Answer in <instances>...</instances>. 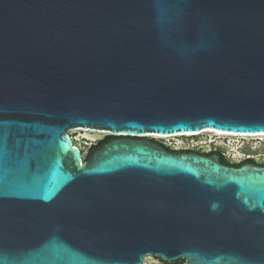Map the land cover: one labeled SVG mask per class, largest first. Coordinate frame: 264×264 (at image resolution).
Here are the masks:
<instances>
[{
	"label": "water",
	"instance_id": "obj_1",
	"mask_svg": "<svg viewBox=\"0 0 264 264\" xmlns=\"http://www.w3.org/2000/svg\"><path fill=\"white\" fill-rule=\"evenodd\" d=\"M205 129L264 133V0H0V264H264V163L146 139Z\"/></svg>",
	"mask_w": 264,
	"mask_h": 264
},
{
	"label": "rangeland",
	"instance_id": "obj_2",
	"mask_svg": "<svg viewBox=\"0 0 264 264\" xmlns=\"http://www.w3.org/2000/svg\"><path fill=\"white\" fill-rule=\"evenodd\" d=\"M84 132L85 131H77L76 130V131L72 132L73 134L71 133V136L73 137V139H75L73 141L82 149L83 153L86 154L88 148L91 146V144H90L91 141L88 140L87 138L83 137ZM104 136L105 135L103 134L102 137L98 138L94 142H97L98 140H101ZM213 138H215V136ZM209 139H212V137H210V135H208V134H202V135H199V136L195 135V136H191V137H188V138H183L184 145L182 144L181 147H175L172 144H170L168 141H165V142L167 144H169L171 147L176 148V149L187 148V149H192V150H195V151H205V152L219 151V152H222L223 155L225 156V158L228 161L232 162V163H241L242 161L246 160L247 158H253L259 163H262V164L264 163V152H262L260 154L252 153L253 151H256V149L254 147H258L261 144H263L264 140H258V139L246 140V139H242V141H241L242 147L239 148V150H241L243 152V155H242V157H240V159H237V157L233 156L234 154L231 153V151L228 150V147H226V146H229L228 145V139H229L228 137L223 138L221 140V142H218V141L206 142ZM248 143H253V148L254 149L252 148V146H251V149H247L245 147V145H247ZM197 144H199V145H197ZM250 154H252V155H250ZM179 261H181V260H179ZM169 263L170 262H162V261L158 260L156 257H152V256H151V259L148 262V264H169Z\"/></svg>",
	"mask_w": 264,
	"mask_h": 264
},
{
	"label": "bare ground",
	"instance_id": "obj_3",
	"mask_svg": "<svg viewBox=\"0 0 264 264\" xmlns=\"http://www.w3.org/2000/svg\"><path fill=\"white\" fill-rule=\"evenodd\" d=\"M76 130L77 131H81V130L85 131L84 134H83V137L87 138L90 141H95L98 138L102 137L103 134L105 135L107 133H110L108 131H100V130H95V129L72 128L69 131V135H70L72 141L75 140V139H73V137L71 136V133L76 131ZM202 134H208V135H210V137H212V139H209L206 142H212V141L221 142V140L223 138L228 137L229 138L228 139V145L229 146H226V147H228V150L231 151V153L234 154L233 156L237 157V159H240V157H242V155H243V152L241 150H239V148L242 147V144H241L242 139H246V140H253V139L264 140V133H261V134H240V133L219 132V131L212 130V129H205V130H202L199 133H187L186 132V133H177V134H169V135L150 134V136H154V137H157V138H163L165 141H168L173 146L181 147L182 144L184 145L183 138H188V137L195 136V135L199 136V135H202ZM214 136H215V138H213ZM73 143L79 149H81L74 141H73ZM197 145H199V144H197ZM251 146L253 148V143H248L247 145H245V147L247 149H251ZM254 148L256 149V151H253L252 153L260 154V153L264 152V143L261 144L258 147H254ZM250 155H252V154H250ZM150 259H151V256L148 255L146 257V259H145L143 264H148Z\"/></svg>",
	"mask_w": 264,
	"mask_h": 264
},
{
	"label": "flooded vegetation",
	"instance_id": "obj_4",
	"mask_svg": "<svg viewBox=\"0 0 264 264\" xmlns=\"http://www.w3.org/2000/svg\"><path fill=\"white\" fill-rule=\"evenodd\" d=\"M114 137H116V135H113V134H111V133H107V134H105V136H104L101 140H98L97 142L91 141V142H90L91 146L88 148L86 154H84L83 151H82V149H80V151H81V153H82V158H81L82 163H83L84 161H86V160L89 158V156H90V152H91V150H92L93 148H96V147L102 145L104 142H106V141H108V140H110V139H112V138H114ZM146 139H149V140H151L152 142H155V143L158 144L160 147H162V148H164V149H166V150H169V151H186V152L194 151V152L202 153V154H205V155L218 154V155L220 156V161H221L222 163L229 164V165H236V166H237V165H240L242 162H245V161H247V162H252V163H256V164H260V165H263L262 163L257 162V161H256L255 159H253V158H247L246 160L242 161L241 163H232V162L228 161V160L225 158V156L223 155L222 152H219V151L205 152V151H195V150L187 149V148H184V149H176V148L171 147L169 144H167L163 138H157V137H146ZM95 141H96V140H95ZM178 262H179V260H178V261L170 262L169 264H177Z\"/></svg>",
	"mask_w": 264,
	"mask_h": 264
},
{
	"label": "trees",
	"instance_id": "obj_5",
	"mask_svg": "<svg viewBox=\"0 0 264 264\" xmlns=\"http://www.w3.org/2000/svg\"><path fill=\"white\" fill-rule=\"evenodd\" d=\"M181 261H179L177 264H182L183 263V260L182 259H180Z\"/></svg>",
	"mask_w": 264,
	"mask_h": 264
},
{
	"label": "built area",
	"instance_id": "obj_6",
	"mask_svg": "<svg viewBox=\"0 0 264 264\" xmlns=\"http://www.w3.org/2000/svg\"><path fill=\"white\" fill-rule=\"evenodd\" d=\"M81 131H83V130H81Z\"/></svg>",
	"mask_w": 264,
	"mask_h": 264
}]
</instances>
